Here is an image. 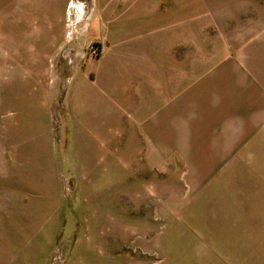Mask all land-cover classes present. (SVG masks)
Here are the masks:
<instances>
[{
    "label": "rangeland",
    "instance_id": "rangeland-1",
    "mask_svg": "<svg viewBox=\"0 0 264 264\" xmlns=\"http://www.w3.org/2000/svg\"><path fill=\"white\" fill-rule=\"evenodd\" d=\"M93 1L0 0V264H264V127L225 160L193 156V141L75 139L58 57L77 51L70 35ZM150 1L186 25L162 47L187 53L194 81L234 56L248 62L264 31V0ZM123 123L144 131L133 111Z\"/></svg>",
    "mask_w": 264,
    "mask_h": 264
},
{
    "label": "crops",
    "instance_id": "crops-1",
    "mask_svg": "<svg viewBox=\"0 0 264 264\" xmlns=\"http://www.w3.org/2000/svg\"><path fill=\"white\" fill-rule=\"evenodd\" d=\"M155 4L94 0L88 22L73 28L70 36L77 39L73 42L77 51L58 57L59 69L66 66L71 75L58 74H65L72 84L65 96L74 137L78 140L87 132L92 142L111 144L114 136L126 135L127 143L151 142L164 150L193 141L203 144L193 156L225 160L264 127V31L249 41L248 62L234 56L232 63L223 61L194 81L187 53L173 57L162 47L173 30L179 37L186 34L182 33L186 25L177 24L175 12L165 11L163 16ZM60 29L71 41L67 30ZM91 43L100 47L97 58L87 51ZM184 44L188 47L186 41L180 43ZM56 46L64 49L61 42ZM161 52L178 71L161 61ZM43 53L49 51H42L49 61L50 54ZM161 70L169 82L162 75L161 83ZM149 80H158V92L150 91ZM166 92L169 96L164 98ZM129 111L140 120L141 135L133 128L129 132L123 123Z\"/></svg>",
    "mask_w": 264,
    "mask_h": 264
},
{
    "label": "built area",
    "instance_id": "built-area-1",
    "mask_svg": "<svg viewBox=\"0 0 264 264\" xmlns=\"http://www.w3.org/2000/svg\"><path fill=\"white\" fill-rule=\"evenodd\" d=\"M95 46V45H94ZM93 45H91V47L89 48V55L91 57H95L98 54V49L96 47H94Z\"/></svg>",
    "mask_w": 264,
    "mask_h": 264
},
{
    "label": "trees",
    "instance_id": "trees-1",
    "mask_svg": "<svg viewBox=\"0 0 264 264\" xmlns=\"http://www.w3.org/2000/svg\"><path fill=\"white\" fill-rule=\"evenodd\" d=\"M92 45L94 46V45H97V44H92Z\"/></svg>",
    "mask_w": 264,
    "mask_h": 264
}]
</instances>
